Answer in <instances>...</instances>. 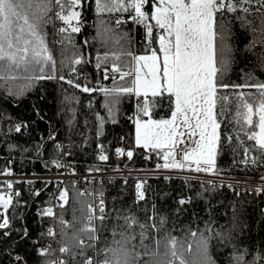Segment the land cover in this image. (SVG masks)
Here are the masks:
<instances>
[{"label": "trees", "instance_id": "obj_1", "mask_svg": "<svg viewBox=\"0 0 264 264\" xmlns=\"http://www.w3.org/2000/svg\"><path fill=\"white\" fill-rule=\"evenodd\" d=\"M75 10L80 12L79 32H71L68 25L57 19L58 7L54 0L51 22L44 27L45 44L56 62V79L36 80L30 87L24 80H0V176L6 173L45 176L59 168L56 162L65 165L73 174L122 167L154 169L164 163L155 151H150L148 156L144 148L134 144L133 122L142 98L122 95L115 106L113 120L105 107L113 97H106L99 90L115 86L111 79H104L106 70L109 76L112 75L113 63L128 70L132 56L124 53L148 54L156 48L160 32L154 27L149 38L146 27V24L154 25V21L137 23L132 18L134 12L97 13L95 0H81L80 7ZM142 11L151 14V3L146 4ZM262 13L264 9L253 3L251 15L241 12L217 14L218 23L223 20L230 31L228 43L232 49V63L224 75L225 84H244L249 75L255 79L248 80V83L264 82V44L258 42L249 48L254 39H264L259 31L264 19ZM238 16H244V20L237 19ZM72 24L76 26L77 21H72ZM61 27L66 31L59 32ZM105 28L111 30V36L119 38V43L111 39L106 44L101 42L98 32ZM114 53L120 55V61L113 59ZM105 54L108 60L97 68V57ZM77 58L81 59L78 65L74 63ZM60 76L64 77L63 81ZM68 80L96 90L85 93L67 83ZM117 80L120 84L126 83L119 80L118 74ZM126 80L130 81L131 77ZM224 91L231 102L228 112L221 118V131L235 137L236 127L228 122L234 114L235 96L232 89ZM243 91L254 93L255 89ZM172 107L165 98L152 109V118L167 119ZM245 143L252 142L245 138ZM238 145L235 138L228 143L222 136L216 157V173L261 178L264 166L243 164V148ZM117 148L123 149L125 154L118 156ZM127 151L133 152L131 159H128ZM102 153L108 156L106 161L99 159ZM249 155L259 156V152ZM137 184H142L143 200L137 198ZM8 188L18 195L12 198L11 205L4 212L8 226L0 229V264H52L53 237L47 233L51 227L55 228L56 248L59 251L62 246L70 248L61 256L65 264H84L89 258L92 262L102 260L100 250L116 247L115 241L121 239L122 232L126 237L135 236L129 247L136 245V251L141 253L145 249L141 245L140 233L144 232L143 245L155 250L159 240L161 254L167 240L174 237L184 258L191 259L192 253L187 252V245L192 244L195 251L196 244L203 239L207 241L208 255L213 264H236L234 257L239 255H243L244 264H264V192L255 195L224 185L163 176L129 177L115 181L102 179L93 187L90 179L76 182L1 180L0 195L8 196ZM64 190L68 193L67 203L62 201L53 207L49 197L56 193L60 195ZM92 194L103 199L106 218L103 222L95 219L89 225L88 205L92 203ZM48 208L52 209L53 215H44ZM37 211L41 213L37 214ZM96 215H99L98 211ZM129 216H134L137 221L132 227L125 221ZM61 219L66 226L61 225ZM141 224L146 227L142 229ZM90 226L96 228V241L89 240L92 233L84 231ZM114 230L117 233L115 237L112 234ZM193 232L195 237L191 235ZM79 240H83L85 245L94 243L95 247L81 249ZM45 250L46 255H40ZM145 259L139 264H144Z\"/></svg>", "mask_w": 264, "mask_h": 264}, {"label": "snow or ice", "instance_id": "obj_2", "mask_svg": "<svg viewBox=\"0 0 264 264\" xmlns=\"http://www.w3.org/2000/svg\"><path fill=\"white\" fill-rule=\"evenodd\" d=\"M149 2L150 0H95L97 13L134 12L132 18L137 23L155 21V25L146 24L149 38L153 35L154 27L163 29V34L158 37L162 60L156 50H152L150 55L133 56L128 52L124 54L132 56L135 64L127 65V71L116 63L111 66V76L105 71L104 79H111L115 85L112 88L99 89L106 97H113L105 105L110 116L115 119V106L119 104L122 95L142 98V104L138 103L137 107L138 118L135 119V144L137 147L155 151L163 159L164 163L158 164V168L215 174L222 136L228 143H232L233 138L239 141L238 146L243 148L244 153L241 161L243 164L264 166V82L248 83V80L255 79L250 75L244 84L223 82L232 63V49L228 43L229 29L223 20L219 23L217 20L218 13L223 15L241 12L251 15L253 3L264 9V0H157L154 11L148 14L142 9ZM54 3L58 7L55 13L57 19L68 25L71 32H79L80 12L75 9L80 7L81 0H54ZM52 7L53 0H0V80H24L27 82L26 86L30 87L36 80L56 79V62L49 53L43 34L44 27L51 22ZM237 19L244 20V16H238ZM74 20L77 21L76 26L72 24ZM119 23L117 19V24ZM65 31L63 27L59 29L61 33ZM259 31L264 36V19ZM110 33L111 30L105 28L98 32V38L104 44L110 39L119 43V38L111 36ZM258 42L264 44V39H254L249 48ZM120 58L119 54H113L115 61H120ZM107 60V54L98 56L97 68L101 67V62ZM74 63L80 64L81 59H75ZM117 74L119 80L126 81L125 84L118 82ZM128 77H131L130 81L126 80ZM59 79L63 81L64 77L60 76ZM67 83L85 93L96 90L74 84L72 80ZM247 88L255 89V92L243 91ZM228 89H232L235 96L234 114L228 121L236 127L235 137L221 131V118L228 112L231 102L230 96L224 91ZM165 98L170 106H174L171 108L170 119H153L152 109ZM141 115L147 119L140 118ZM103 123L101 118V126ZM16 130L19 131V127ZM245 138L252 143L246 144ZM179 145L184 147L178 152ZM254 152H259V156L249 155ZM116 153L118 156L125 154L120 148L116 149ZM126 155L131 159L133 152L127 151ZM178 155L180 159L176 158ZM99 159L106 161L108 156L102 153ZM56 166L61 165L56 162ZM261 180L264 181V175ZM8 187L11 188L12 185L9 184ZM136 188L137 198L143 200L142 184H137ZM255 192H264V185L255 188ZM100 195L102 197V193ZM67 196V190L61 191L59 199L66 204ZM11 203V195L7 198L0 195V208L5 213ZM180 203L183 204L184 201L181 200ZM97 208L98 216L96 209L91 204L88 205L89 225L95 219L103 222L106 218L102 198ZM44 215H53L52 209H46ZM125 221L129 227L137 223L134 216L125 217ZM163 222L162 218L161 223ZM60 223L66 226L63 219ZM7 226L8 218L4 215L0 229ZM140 227L143 229L146 225L141 224ZM84 231L92 233L89 240L98 239L95 227H87ZM48 234L54 235L52 229L48 230ZM112 234L114 237L117 235L115 230ZM191 235L195 237L196 233ZM120 236L121 239L115 241L116 247L100 250L103 259L97 264H139L145 257L147 259L144 264H176L177 261L179 264H213L208 255L207 241L203 239L196 244L195 251L192 244L187 245L186 250L192 253V257L185 259L174 237L167 240L165 251L161 254L159 240L156 241L155 250H149L147 245H143L146 238L144 232L140 233L141 245L145 249L142 253L136 251V245L129 247L135 236L126 237L123 232ZM78 243L81 249L95 247L94 243L85 245L83 240ZM69 251L68 246L60 248L61 253ZM40 255H46V250L41 251ZM234 259L236 264H244L243 255L235 256ZM59 264L65 262L61 260ZM84 264L93 262L89 258Z\"/></svg>", "mask_w": 264, "mask_h": 264}, {"label": "built area", "instance_id": "obj_3", "mask_svg": "<svg viewBox=\"0 0 264 264\" xmlns=\"http://www.w3.org/2000/svg\"><path fill=\"white\" fill-rule=\"evenodd\" d=\"M150 172H151L150 169H136V168L122 167V168H117V169L107 170V171H96V172L88 173V174H73L68 171L65 165H62L53 174H49L45 176H16L14 174H6L3 176H0V181L5 180L6 182H8V181H17V180L44 179V180H50L54 182H65L68 180H73L74 182H76L82 179H90L91 186L93 187L95 184L99 183L102 179H107L109 181H115L117 179H124V178H129V177L144 179L147 177H151V175H149ZM199 180L202 183H211L217 186L224 185L234 190L237 189L241 191H248L249 193L252 192L255 195L258 194L257 192H255V188L264 185V181H262L261 178L250 179V178H244V177H229V178H213V179H199ZM6 193L8 196L11 195L12 198L17 196L9 188L6 190ZM49 198L53 204V207H55L56 205H60L62 202V200L59 199V195H57V193L51 195ZM91 198H92L91 205L93 206L94 209H96V213H97L98 211L97 206L99 205V201L101 198L97 197L95 194H92ZM40 213L41 211H37V214H40ZM50 229H52L54 233V235H50L51 237H53L52 238L53 239L52 249L54 251V258H53L52 264H59V261L62 260L61 256L63 253H61L56 248V240H54L56 237L55 228L51 227ZM97 262L98 261L95 260L93 261V264H97Z\"/></svg>", "mask_w": 264, "mask_h": 264}, {"label": "rangeland", "instance_id": "obj_4", "mask_svg": "<svg viewBox=\"0 0 264 264\" xmlns=\"http://www.w3.org/2000/svg\"><path fill=\"white\" fill-rule=\"evenodd\" d=\"M151 3V7H152V12L154 11V5L157 4V0H150ZM143 10V9H142ZM155 23V21H154ZM155 25V24H154ZM158 28V27H157ZM159 35L163 34V29H159ZM158 35V36H159ZM157 46L156 48H154L153 50H156L158 52V54L161 56V60H162V56L163 54L162 53H159V41L157 40ZM150 53L148 54H134L133 56H136V55H150ZM135 64V61L132 59V65ZM136 97V96H134ZM174 107V106H173ZM171 115L167 118V119H170ZM138 118V115L134 117V122H133V141H134V144H135V119ZM140 118H143L142 115L140 116ZM143 119H147V118H143ZM196 139V138H194ZM136 145V144H135ZM184 145H179L177 151L179 152V149L180 148H183ZM146 150V149H145ZM147 151V155L149 156L150 154V150H146ZM177 159H180V156L178 155L176 157ZM150 174L152 177H159V176H163L165 178H171V177H183V178H186V179H191V180H197V181H200L199 179H213V178H229V177H232V176H225V175H221L219 173H215V174H209V173H204V172H195V171H189L187 169H184V170H180V169H165L163 167H157V168H154V169H150ZM2 195V194H1ZM5 196V195H3ZM7 198V196H5ZM3 218H4V210L2 208H0V222L3 221Z\"/></svg>", "mask_w": 264, "mask_h": 264}, {"label": "crops", "instance_id": "obj_5", "mask_svg": "<svg viewBox=\"0 0 264 264\" xmlns=\"http://www.w3.org/2000/svg\"><path fill=\"white\" fill-rule=\"evenodd\" d=\"M8 197V196H7Z\"/></svg>", "mask_w": 264, "mask_h": 264}]
</instances>
